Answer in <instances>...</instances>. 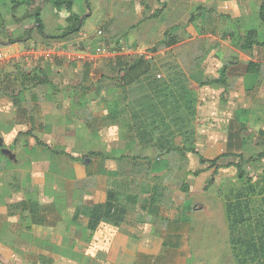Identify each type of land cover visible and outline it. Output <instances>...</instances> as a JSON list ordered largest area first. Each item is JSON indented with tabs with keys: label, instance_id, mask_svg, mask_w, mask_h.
I'll use <instances>...</instances> for the list:
<instances>
[{
	"label": "crops",
	"instance_id": "1",
	"mask_svg": "<svg viewBox=\"0 0 264 264\" xmlns=\"http://www.w3.org/2000/svg\"><path fill=\"white\" fill-rule=\"evenodd\" d=\"M139 1L136 11L139 20L133 21L136 24L126 23L127 30L124 34H128V29L143 21H147L148 26L144 33L139 30L133 40L125 39L124 46L119 51L102 55L93 52L90 54L86 38L78 41H52L55 39L52 38L53 35L46 33L47 39L42 42L47 41V44L40 58L35 61L38 62L35 65L40 66L38 71H31L29 76L22 78L24 70L13 74L11 67L3 71L0 69V144L15 155V160H11L0 150V156L6 157L11 164L15 163L13 166L6 164L5 170L0 172V264H152V260L157 258L163 261L159 264H173L176 253L183 252L184 246L181 245L190 234L191 220L170 221L168 214L163 216L160 208L146 207L145 204L148 203L139 201L137 196L141 197V192L136 184L143 182L139 175L141 171L130 161L127 162V147L120 144L115 151L108 144L111 142L109 135H105L103 131L102 135L107 144L104 149H97L94 138L96 135L90 128L97 121L104 122L110 117H117L116 114H108L109 104L106 102L92 103L85 96L90 97V93L95 92L96 83L100 84L103 77L119 74L139 56L136 51H140V39H152L154 28L157 29L156 32H160L184 26L187 32L193 34L197 27H202V21L198 22L196 16L201 12L202 16L208 17L207 21L205 19L208 27L215 20V32L222 33V36H204L203 45L209 41L206 39H210L216 50L204 51L200 61L192 65L189 63L191 58L188 52L168 55L166 52L143 54L140 51V56L153 62V69L133 86H120V81H116L119 89L113 93L121 98V107L124 106L126 110L131 108L127 113H130V117L134 116L136 121L153 113L155 108L167 105L170 107L172 101L167 98L162 101L155 100L156 95H164V91L156 88L153 75L162 71L160 68L166 71V67L172 65L174 60L180 62H175L179 69H175L168 85L174 84L175 91H182V88L184 92L189 91L188 98L191 101L195 100L192 97L193 92L202 98L210 91L219 93L217 88L224 87L216 83H213L215 88L201 87L203 84L197 81L222 72L224 63L220 53H223L225 42L231 45V51L240 60L228 68V74L243 76L245 90L253 89L264 67V45L255 46L248 51L241 50L235 47V37L238 34L245 35L249 30H257L259 40L264 44V36L260 39V30L252 23L259 18L263 0H259V9L255 5L256 0ZM160 1L166 2L163 5L167 7L161 8ZM150 8L155 16L154 21L149 19ZM128 19L129 15L126 21ZM154 23L158 24L153 25ZM262 29L264 30V26ZM77 42H83L86 51L69 50ZM17 49L20 52L24 50L22 47ZM27 53H23L22 62H27ZM85 54L87 59H84ZM250 62L253 63L252 66H249ZM15 81L20 85L12 86ZM180 107L183 108V105ZM142 109L145 112L141 113ZM127 113L121 117L128 118ZM215 115L221 118L223 111L216 108ZM182 116L186 117V114L183 112ZM27 132H32L55 149L53 151H65L70 155H57L38 145L34 146L33 137L27 135ZM124 136L120 135L121 142ZM92 152L103 153L105 158L99 159L104 160L106 165L97 166L94 157L90 159L93 163L85 165L83 161L73 159L85 158ZM152 153L154 154V150L150 155ZM18 154L27 155L26 162L21 167L16 166L19 164ZM131 155L135 156L136 153L132 152ZM3 162L5 160L0 159V166ZM97 172H100L99 176L96 175ZM97 177L99 180L103 178L101 181L104 185L97 182ZM132 181L134 186L129 183ZM126 184L132 187V196L126 197V202L137 201V204H142V214L151 216L149 220L152 223H143V219L130 220L128 212L131 209L124 206L118 209L120 214L126 211L124 221L118 217L113 221L102 220L95 226L92 221L94 208L105 204L108 198L113 199V191L117 188L121 194ZM181 210H184V206ZM157 220H162V230L158 228ZM188 263L189 260L186 259L183 264Z\"/></svg>",
	"mask_w": 264,
	"mask_h": 264
},
{
	"label": "rangeland",
	"instance_id": "2",
	"mask_svg": "<svg viewBox=\"0 0 264 264\" xmlns=\"http://www.w3.org/2000/svg\"><path fill=\"white\" fill-rule=\"evenodd\" d=\"M73 2L75 6L72 12L83 19L82 28L75 34L70 33V29L76 28L77 24L67 20L72 13L67 10V5L63 8V15H59L54 8L53 0H35L32 6H23L15 11H12L11 0H0V14L6 25V31L2 34L0 49L13 46V50L16 47V54L17 47L24 49H21L22 52L18 51L20 53L17 54V57L6 62L1 71L7 70V67H11L13 74H19L21 70H24L23 74L39 70L40 66L35 65L38 62H32L31 56H28V64L26 61L22 62L23 53L42 52L47 44V41L42 42L47 38L42 36L35 29L36 27L34 28L35 11L41 14L45 33L59 36L52 41L60 39L78 41L86 38L87 47L91 51L90 54L93 52L99 55L110 51H119L124 46L125 38L123 35L127 30L126 23L136 24L133 21L138 22L139 20L136 16L140 4L139 0H74ZM163 4L166 2L160 1L159 6L164 9L167 6ZM258 4L259 0H256L257 9H259ZM152 14L153 10L150 8L149 19L154 21L155 16ZM128 15L129 19L126 21ZM202 15V12L196 15L197 21H202V27H197L193 34L187 32L184 26L168 28L160 32H156L157 29L154 28L155 34L152 39L147 40L146 37H143L140 39L141 41L139 40L142 43L139 46L140 51H143V54L166 52L168 55L188 52L191 65L194 62H199V59L202 58L201 53L206 50L209 52L216 50L215 44H211L210 39H206L209 41L203 45L204 36H222V33L217 34L216 29L214 30L213 21L215 22V20L211 21L212 24L208 27L207 22H205L208 17ZM252 23L260 30V39H263L264 30L262 26H264V22L260 18H256ZM155 24L158 23L153 25ZM147 26L148 22L143 21L138 26L128 29L126 39L133 40L138 31L141 30L144 33ZM118 38H122L121 45L116 44ZM15 40L18 41L11 43ZM188 40L190 42L187 43ZM164 42L166 45L167 43L170 45L162 46ZM186 46L188 47L185 48ZM230 47L231 45L225 42L223 53H220V58L223 57V68H230L233 63L240 61ZM154 48H157L155 52L152 51ZM25 50L26 52H23ZM140 51H136V53L142 54ZM87 54L84 55V59H87ZM174 61L180 63L177 60ZM171 62L168 61V63ZM175 62L170 65L171 67L167 66L166 71L164 68H160L162 71L153 75L156 88L164 91V95L157 94L155 100L162 101L163 98H167L168 101H172L171 106L174 105L155 108L153 113L138 121L134 116L130 117V113H127L131 111V108L126 110L124 106L121 107L119 104L121 98L113 93L119 89L116 84L119 74H109L108 77H103L99 81L100 84L96 83L95 92H91L90 97H85H88V101L92 103L106 102L109 104L107 106L108 114L113 113L117 116L115 118L110 117L104 122L97 121L94 126H90L93 134L96 135L94 137L96 148L104 149L105 144H107L102 135L103 131L105 135H109L111 142L108 144L112 145L115 151L120 144H124L127 147L128 155L125 156L127 162L130 161L133 166H137L141 171L139 175L143 182L139 185L136 184L139 192H141V197L137 196L140 198L139 201L145 204L152 199L153 206L160 208L163 216L168 214L170 221L191 220L190 234L188 238L187 236L184 238L181 245L184 246L183 252L176 253L173 264H183L186 259L189 260L188 264H239L231 244L232 232L229 230L225 209L227 201L225 195L228 194L227 196H229L234 191H239L242 186L237 178L235 168H221L217 173L214 170H209L200 176L193 174L199 169L208 167L207 164H200L198 154L214 159L231 152L243 153L246 156L264 152V64L261 76L253 89L246 91L245 85H243V76H233L229 73L227 74L228 88H217L219 93L210 91L204 94L203 98L193 92L192 97L195 100L191 101L188 98L189 91L184 92L183 88L182 91H175L174 84L168 85L172 81L171 78L172 74H175V69H179ZM165 63L159 62V64ZM221 73L220 71L210 77L198 79L197 82L203 84L201 87L211 86L215 88L216 85L213 82L221 78ZM18 84L16 82L15 85H11L16 86ZM143 95L140 94V96ZM179 99L181 100L179 101ZM160 104L163 105L162 102ZM176 105L177 108L175 109ZM182 105L183 108L180 107ZM216 108L218 111H223V117L218 118L215 115ZM143 110L140 112H145ZM183 112L186 117L182 116ZM125 113L128 114V118L121 117ZM81 127L85 126L81 125ZM120 135H127V137L124 136L123 142L119 140ZM32 141L33 145L36 146L34 138ZM153 150L154 154L150 155ZM85 152L88 153V151ZM132 152H135L136 155H131ZM25 156L27 155L25 154ZM25 156L18 154L19 164L16 166L21 167L25 164ZM5 158L0 156V159L5 160L4 164L0 166V172L5 170L6 164L9 166L15 164L9 163ZM94 159L97 166L106 165L104 160L97 157ZM234 161L235 158L228 157L220 160L219 164L226 167ZM82 163L84 164V160ZM91 163L93 162L90 161ZM119 163L116 162V164ZM244 169L249 178L256 180L264 173V160L260 163L245 165ZM99 174L100 172H97L96 175L99 176ZM101 180L97 177V182L100 181L104 185ZM185 182L188 187H186ZM129 183L132 186L135 185L133 181ZM81 184L84 185L85 183ZM130 188L132 187L126 184V188L121 194L119 188L113 191V201L116 207L118 209L124 208V206L130 208L131 212H128V215L132 221L143 219L141 220L143 223H152L149 220L151 216L147 217L146 214H142V204H137V201L126 202V197L132 196ZM262 205L252 204V219L249 220L248 218V221L239 230L243 239H250L254 236L256 231L254 225L257 224L258 213L262 212ZM183 206L184 210H181ZM161 222L162 220L156 221L160 230L163 226ZM160 262L163 261L157 258L155 261L153 259L151 263L159 264Z\"/></svg>",
	"mask_w": 264,
	"mask_h": 264
},
{
	"label": "trees",
	"instance_id": "3",
	"mask_svg": "<svg viewBox=\"0 0 264 264\" xmlns=\"http://www.w3.org/2000/svg\"><path fill=\"white\" fill-rule=\"evenodd\" d=\"M35 0H11L12 3V11L18 10L23 6H32ZM74 0H53V5L57 13L59 15H63V8L65 5H67V10L74 11ZM259 18L261 21L264 22V0L262 5L260 6L259 10ZM69 22L77 24L76 28H71L70 33L75 34V32L80 31V29L83 26V19L76 14L71 13L69 18L67 19ZM34 26L39 31V33L45 37V29H44V23L41 19V14L38 11L34 12ZM139 25V24H138ZM138 25H135L131 28H134ZM6 31V25L4 23V19L2 15L0 14V44L2 39V34ZM64 37V36H63ZM123 37L126 39L127 34H124ZM52 38H59V36H53ZM61 38V37H60ZM18 40H15L11 43H15ZM122 38H118L116 40L117 45H121ZM167 45H170L167 43ZM165 42L162 44V46H167ZM264 45L259 40V33L257 30H249L245 35L238 34L235 37V47L241 49V50H252L255 46H262ZM157 48L152 49L153 52L156 51ZM253 63L250 62L249 66H252ZM153 69V62L146 59L145 56H136L131 63H129L124 69H122L119 72L118 80L120 81V84L123 86H133L139 81L142 80V78L148 76ZM228 68H224L221 73V78L214 81L213 83L218 84L222 87L229 86L228 82ZM30 75V73L27 72L22 74V78L24 76ZM46 83V82H43ZM27 135H30L33 137L36 141V144L39 147H42L44 149H47L48 151H53L52 147H50L45 142L41 141L39 138L33 135L32 132H27ZM54 154L57 155H64L69 156L65 151H53ZM105 158L103 153L100 152H92L85 158ZM200 164L202 165H208L207 168H202L194 172L193 175L200 176L203 173H206L209 170H214L215 173H217L221 168H229L234 167L237 172V178L239 182L242 184L239 191H234L233 194L226 197V217L229 223V230L232 232L231 237V244L233 247L234 255L237 258L239 264H264V173L257 178L256 180H253L252 178H249L247 175V172L244 169L245 165H248L250 163H260L264 160V152H260L258 154L252 155V156H246L243 153H227L222 154L214 159L206 158L202 155H199ZM233 157L235 158L234 162H231L228 166L224 167L219 164L220 160L223 158ZM71 158V156H70ZM83 157H73V159L82 162L85 160ZM187 185V183L185 182ZM188 187V185L186 186ZM114 198L107 200L105 204L97 205L92 214V221L95 226H97L102 220H109L113 221L114 219L117 220L118 217H121V220L124 221L123 216L125 215L126 211L123 214H120L118 208L115 205V202L113 201ZM148 204H145V206H153V200H149L146 202ZM263 204L262 205V212L258 213L257 215V224L254 225V228L256 229L254 236L250 239H243L240 235V227L243 226L247 221L252 219V211L253 207L252 204ZM145 207V209H146ZM158 208L157 206H155ZM257 208V207H256ZM123 218V219H122Z\"/></svg>",
	"mask_w": 264,
	"mask_h": 264
},
{
	"label": "built area",
	"instance_id": "4",
	"mask_svg": "<svg viewBox=\"0 0 264 264\" xmlns=\"http://www.w3.org/2000/svg\"><path fill=\"white\" fill-rule=\"evenodd\" d=\"M20 53L17 51V54ZM16 54V48L13 50V46H9L7 48H1L0 49V69L5 65L6 62L9 60L17 57L18 55ZM25 54V53H24ZM41 52H28L26 56H31L30 60L36 61L38 58H40ZM29 62V59H27V63Z\"/></svg>",
	"mask_w": 264,
	"mask_h": 264
},
{
	"label": "water",
	"instance_id": "5",
	"mask_svg": "<svg viewBox=\"0 0 264 264\" xmlns=\"http://www.w3.org/2000/svg\"><path fill=\"white\" fill-rule=\"evenodd\" d=\"M74 49H79L81 51H86L85 44L83 42H77L73 46L69 47V50L73 51ZM0 150L3 155L8 156L11 160H15V155L9 149L2 148V144H0ZM90 162L89 159L84 161V164H88Z\"/></svg>",
	"mask_w": 264,
	"mask_h": 264
}]
</instances>
